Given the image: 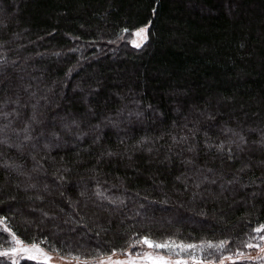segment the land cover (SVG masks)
Wrapping results in <instances>:
<instances>
[{"label": "trees", "instance_id": "16d2710c", "mask_svg": "<svg viewBox=\"0 0 264 264\" xmlns=\"http://www.w3.org/2000/svg\"><path fill=\"white\" fill-rule=\"evenodd\" d=\"M146 24L148 35L142 47L128 46L122 29L131 32ZM0 26L7 41L0 55L9 61L0 67V79L11 76L19 84L23 77L24 84L35 86V77L41 87L57 82L56 102L62 107L53 106L52 111H59L60 116L82 114L93 106L98 115L84 121L81 129L90 132L92 126L101 124L97 132L103 137L102 145H93L85 137L78 146L70 143L59 152L52 151L57 159L62 155L67 161H82L68 174L64 198L43 193V202L29 199L39 193L24 190L25 177L0 170V215L8 217L5 224L18 238L25 243L44 241L40 246L46 250L82 259L125 250L138 238L137 233L156 242L196 244L204 259L216 262L245 251L244 243L250 239V228L245 225L256 227L264 222L260 169L254 167L240 177L241 184L248 187L239 189L235 203L233 193L215 205L211 201L194 203L191 193H185L175 181L182 171L179 160L174 157L171 165L159 163L170 155L167 145L171 140L157 138L172 130L174 121L182 124L186 116L191 119L194 107L214 114L219 124L229 127H258L264 121V0H0ZM91 90L95 94L87 97L89 104L80 102ZM122 108L124 117L129 111L142 115L138 121L132 116L135 123L121 124L119 129L101 123L103 115L115 117ZM199 135L202 142L203 132ZM141 138H146L143 149L133 150L131 146ZM104 146L121 153L128 146L122 159L113 157L98 169L109 192L124 205L109 212L89 203L87 208H76L77 216L65 201L80 199L84 184L93 183L87 180L92 175L89 169ZM148 148L153 151L149 153ZM253 157L258 159L260 153L254 152ZM4 159L29 169L32 166L30 158H19L14 149L7 157L0 156V162ZM207 163L225 173L241 167L240 162L222 167L219 159L211 157ZM45 166L52 171L50 165ZM253 192L257 193L255 199ZM165 200L166 204L161 203ZM32 207L48 210L52 218L32 213ZM80 216L84 227L77 226ZM4 226L0 224V231ZM228 237L232 242L223 249L207 248L208 241L219 244ZM10 241V236L7 244L0 241V248L9 247ZM0 264L11 262L0 258ZM18 264L44 263L21 260ZM228 264L260 261L243 259Z\"/></svg>", "mask_w": 264, "mask_h": 264}, {"label": "snow or ice", "instance_id": "6c2138e0", "mask_svg": "<svg viewBox=\"0 0 264 264\" xmlns=\"http://www.w3.org/2000/svg\"><path fill=\"white\" fill-rule=\"evenodd\" d=\"M150 23L151 21H149ZM147 29V24L135 28L131 32L129 28L125 27L122 29L125 34L122 39L127 40L130 34L132 37L130 40L131 46L140 49L144 41L147 40ZM3 35V27L0 26V48H4L7 43V41L3 40ZM13 36H15V33H13ZM72 51H75V49H72ZM54 55L59 56L60 53H54ZM0 62H2L0 67L9 64V61L3 55H0ZM11 64L15 65V61H11ZM15 79L11 76L0 79V156L7 157L9 150L14 149L19 158H30L32 166L29 169L26 165L21 166L14 160L4 159L0 162V170H7L9 174L15 173L17 176L25 177V181H22L24 190L26 192L30 189L37 190L39 193L34 197H29V199L43 202L45 199L43 193L64 198L65 185L70 183L68 174L71 173L74 166L80 165L82 161L80 159L67 161L62 155L57 159L51 153L54 149L59 152L67 148L70 143L74 147L78 146L85 137H90L93 145H102L103 137L97 132L101 124L92 126L90 132H85L81 129L84 121L97 116L98 113L93 106H88L87 110L82 114L69 113L65 116H60L59 111H52L53 106L56 109L62 107L61 104L56 102L54 88L57 82L53 81L52 86L44 85L41 87L42 82L35 77L33 79L38 81L35 86L32 83L24 84L22 82L23 77H19L21 81L19 84L14 82ZM76 87L81 92H85L82 85L77 84ZM61 92H63V88H61ZM94 94V90L88 91L80 102L86 105L89 104L87 97ZM106 111H110V109H106ZM124 111L123 108L119 109L115 117L103 115L101 123L105 127L110 126L111 128L119 129L121 124H125L126 127L134 124L135 122L130 119L132 116H135L138 121L142 115L139 111H129L127 117H124ZM50 112L51 115H49ZM190 115L191 119L186 116L182 124L174 121L173 129L164 132L161 137L157 138L163 139L164 136H167L171 140V143L167 145V151L170 155H165L164 159L160 160L159 163L171 165L174 157L179 160L182 171L175 177V181L182 186V190L185 193H191V200L194 203L197 200L203 204L211 201L215 205L220 200L227 201L229 193L234 194L232 199L235 203V194H238L239 189L248 187L241 184L240 177L243 174H247L255 167L259 168L262 175H264V121H261L258 127H229L227 123L219 124L214 114L199 111L195 107ZM190 124L191 127H189ZM177 128L179 131H176ZM213 129L216 131L213 132ZM200 132H203L202 142L199 135ZM69 137H72L73 140H69ZM124 143L123 139L119 140V144L123 145ZM145 143L146 138H141L136 145L131 147L133 150H142ZM147 151L151 153L153 149L148 148ZM127 152L128 146H125L123 153L113 151L110 146L102 147L99 155L96 156V164L89 169L92 175L87 180L93 183L84 184L83 189L79 192L80 199L73 201L69 198L65 201L77 216H79V212H76V208L81 206L87 208L89 203L97 209L109 212H115L124 205V201L119 196L109 192V188L105 186L107 181H102L99 178L102 175V171L98 169L103 162H110L111 158L117 156L122 159ZM254 152L260 153L258 159H254ZM76 156H80V151L76 152ZM202 157L203 162L201 160ZM209 157L213 160L219 159L222 167L225 165L231 167L233 162H240L241 167L234 172L225 173L222 169L209 167L207 163ZM128 158L131 159V156ZM45 165H50L52 171L49 172V168ZM225 176L230 178L225 180ZM254 183L255 181H253ZM15 187L20 188L21 184H16ZM106 192L109 194L106 195ZM259 194L264 196V179H261ZM256 195L257 193L253 192V199H255ZM11 199L14 201L15 197ZM81 201H83L82 205ZM54 203L59 205L60 201L54 200ZM161 203L166 204L167 200L161 201ZM244 203H248V201ZM30 211L32 213L39 212L44 218H52V214L41 207H32ZM59 212H64V208L59 207ZM200 214L206 215L203 210H201ZM7 219V216L0 215V224L5 225L3 230L0 231V241L7 244L8 236H11L13 246L0 248V258L10 260L11 264H18L16 257L21 254H25L27 259L33 261H37L43 256L44 264H47L50 257L40 247V243L44 241L26 244L24 240L17 237L12 228L5 224ZM83 219L84 217L80 216V220L77 221L78 227L85 226L81 223ZM69 222L68 220L65 221V223ZM245 227L250 228L248 233L250 239L249 242L244 243V247L249 249L256 248L259 253H264V246L251 242L253 240L264 241V222L258 223L256 227H251L249 223ZM251 233H256L257 235L252 236ZM136 235L138 238L129 244V249L132 251H135L137 245H144L149 249L175 251L177 256L181 252H187L195 264H204V261L197 260L195 255L192 254L197 248L196 244H176L171 240L156 242L148 235L140 236L138 233ZM45 240H47V237H45ZM231 242L230 237L221 240L219 244H213L208 241L207 248L209 250L223 249ZM201 248L203 249V245H201ZM112 255H116L115 249H113ZM125 255L127 258L122 260L109 258V264H138L139 259H141L139 256L133 257L131 251L128 250H125ZM208 255H211V252ZM142 259L150 262V264H187L185 260L177 259L174 261L164 255H153L147 252L144 253ZM224 259L233 262L239 259L257 260L260 261V264H264V255L258 254L253 257L246 255L240 250ZM224 259H220L219 264H224ZM101 264H104V262L102 261ZM207 264H212V261L208 260Z\"/></svg>", "mask_w": 264, "mask_h": 264}, {"label": "rangeland", "instance_id": "374dc122", "mask_svg": "<svg viewBox=\"0 0 264 264\" xmlns=\"http://www.w3.org/2000/svg\"><path fill=\"white\" fill-rule=\"evenodd\" d=\"M147 35H148V29H147ZM132 39L131 35H128V39L126 40L128 46L132 47L130 44V40ZM146 41V40H145ZM144 41V43H145ZM257 234L254 233V236H256ZM10 246L12 245V237L10 236ZM253 243H258L261 246H264V241H259V240H253L251 241ZM26 244H31V243H26ZM41 247V246H40ZM44 251V253L50 257V259L47 261V264H101V262L103 261L104 264H109V258H111L112 260H122V259H126L127 256L125 255V250L131 251V254L133 257L139 256L141 257V259H139L138 264H150V262L145 261L144 259H142L144 253H151L153 255H164L166 258L172 259V260H185L187 261V264H195V262L189 257L187 252H181L179 256L176 255L175 251H169L167 249H149L144 245H137L135 247V251H132L131 249L126 248L125 250L122 251H116V255L113 256L112 253L107 254V255H102V256H98V257H94V258H87V259H82V258H75V257H71V256H65V255H61L59 253H56L54 251H49L44 249L43 247H41ZM244 253L246 255H250V256H257L258 254L260 255H264V253H259V250L256 248H246ZM193 255H195V257L197 258V260L200 261H204V264H207V259H204L200 253L199 248L197 247L194 252L192 253ZM225 258V257H224ZM222 258V259H224ZM18 263L21 260H29L26 258L25 254H21L20 256L16 257ZM239 260H243V259H239ZM10 261V260H9ZM33 261V260H30ZM212 261V260H211ZM11 262V261H10ZM35 262H40V263H44V258L43 256H41L39 258V260L35 261ZM230 262L233 261H229L227 259H224V264H228ZM212 264H219V261H212Z\"/></svg>", "mask_w": 264, "mask_h": 264}]
</instances>
